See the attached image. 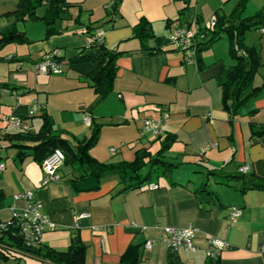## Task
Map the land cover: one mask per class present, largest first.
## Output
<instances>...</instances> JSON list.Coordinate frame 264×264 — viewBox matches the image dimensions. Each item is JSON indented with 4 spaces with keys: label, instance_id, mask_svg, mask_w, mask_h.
Listing matches in <instances>:
<instances>
[{
    "label": "crops",
    "instance_id": "obj_1",
    "mask_svg": "<svg viewBox=\"0 0 264 264\" xmlns=\"http://www.w3.org/2000/svg\"><path fill=\"white\" fill-rule=\"evenodd\" d=\"M67 1L74 6L69 10L71 19L63 24L65 30L61 35L31 46L9 44L0 53L4 58H29V61L0 62V66L7 68L2 77L4 81L0 82L5 84L0 87V107L8 108H0V165H3L0 221L8 219L10 206H22L21 201L14 200L16 195L31 192L55 224L54 230L42 235L41 245L63 251L70 239L78 236L85 246L84 264H117L130 245L140 246L141 264H165L169 249L160 240L163 229L188 226L195 228L197 234L193 251H176L182 264H204L211 239L225 244L218 254L220 264H264V192L240 193L232 187L233 182L228 186L222 179L210 178L209 188L220 203L219 207L209 205L210 211L198 208L189 192L202 184L206 169L223 167L231 172L237 166H244L248 169L247 175L257 181L264 179V137H252L248 126L249 123L264 124V92L229 119L221 108V90L216 83L221 66L233 65L226 37L220 36L199 58L195 54L191 64L184 62L187 52L167 45L174 29L194 30L196 23L204 26L215 16H228L237 0ZM116 1L112 18L111 8L106 6ZM16 2L0 0V16L13 11ZM263 7L264 0H248L240 17L252 16ZM79 9L80 25H74ZM140 19L150 24L154 35L142 42L132 38L133 27ZM22 23L21 28L16 27L30 41L43 37L33 38L26 22ZM6 24L1 18L0 29ZM88 25L92 37L99 35L106 49L120 53L113 90L99 104L84 78L94 65L67 64L69 57L87 46L88 36L83 33ZM254 33L256 38L248 46L258 44L261 66L252 86L260 87L264 84V32ZM209 34L206 30V37ZM52 49L64 57L62 73L36 74L33 63ZM33 102L39 103L41 109L35 118L26 120L29 131L39 128L41 120L37 116L47 114L56 134L72 143L87 137L89 126L83 122L85 117L94 118L97 123L126 122L101 127L98 141L89 151L99 163L132 161L140 149H148L153 154L158 143L151 136L141 135L140 128L145 119H160L159 136L172 134L176 138L165 153V160L186 166L191 176L182 182L172 179L178 186L157 181L151 183L156 186L154 189L119 192L122 185L118 184V178L107 174L97 191L75 193L68 182L83 170L79 165L63 163L57 170L59 180L41 187V167L32 161L29 153L21 161L17 160L18 150L8 148L1 131L13 130L5 128L4 116L14 114L19 107L15 116L25 117ZM100 104L109 106V110L95 114ZM111 148L116 149L115 153L110 152ZM232 207L239 209L240 215L231 223L228 216ZM146 242H152L150 250H144Z\"/></svg>",
    "mask_w": 264,
    "mask_h": 264
},
{
    "label": "trees",
    "instance_id": "obj_2",
    "mask_svg": "<svg viewBox=\"0 0 264 264\" xmlns=\"http://www.w3.org/2000/svg\"><path fill=\"white\" fill-rule=\"evenodd\" d=\"M247 1L237 0L233 12L228 16H215V26L209 29L210 34L198 44L196 51L199 58L200 53L218 41L220 36L224 35L227 39L228 55L232 59L233 65L229 67L221 66L216 76V83L221 90V108L228 114L229 119L236 116L239 110L244 108L249 101L264 92V84L260 87L252 86L253 77L261 66L258 44L255 43L250 46L245 44L246 34L249 31H256L264 26V7L252 16L240 17ZM116 5L117 1L114 2L111 11H109L112 18L115 16ZM73 6L67 0H17L13 11L0 16V19H5L7 22L0 29V51L9 44L31 46L61 35L65 30L63 24L71 19L69 10ZM39 9H41V12H38ZM80 13L81 10L79 9L77 17L73 20L74 25H80ZM19 22H41L44 26L43 37L39 41H30L23 32L17 29L16 25ZM90 30L88 25L83 33L88 36V39L92 38ZM153 37L151 26L147 21L140 19L133 27L132 38L142 42V40L146 41ZM95 48L97 51H95ZM53 51L58 50L52 49L47 53ZM119 55L120 53L117 50L106 49L102 43H90L86 47L79 48L74 55L67 59L68 65H94V68L84 75V78L88 82V88L96 96V104L103 102L113 90V83L117 74L116 62ZM63 60L64 57L59 53L58 61L62 62ZM1 61L21 62L29 61V58L0 57ZM36 62L33 63V66ZM4 86L5 84H0V87ZM18 110L19 107L15 109L12 115H17ZM251 113L253 111L249 112V114ZM35 117L36 115L27 117L26 114L25 117L20 116L19 118L33 119ZM37 118L41 120V123L36 131L18 132L12 130L6 132L4 130L2 139L9 144L8 148L18 150L17 160L21 161L29 153L32 161L39 166L55 150H60L64 155V164H76L83 170L81 175L68 182L75 193L97 191L102 178L107 174L116 175L118 184L122 185L119 192L139 190L148 187L153 182H157L158 179L166 181L172 186L179 185L172 182L173 169L179 165L166 161L164 156L176 140L172 134L158 136L153 140V142L158 143V149L153 154L148 149H140L135 152L132 161L99 163L89 155V151L96 145L101 127L104 125L118 126L126 124V122L116 124L97 123L94 118H91L89 135L72 143L56 134L52 121L47 114H40ZM248 126L252 137H264V124L249 123ZM238 168L240 166H237L231 172H226L223 167L206 169L202 184L198 188L189 191L197 207L210 211L209 205L220 206L218 196L209 188L210 178L222 179L224 180L223 183L228 186L230 182H233L232 187L240 193L250 190L264 192V179L257 181L247 173H239ZM145 170L146 172L143 174ZM151 174H154L155 180L152 179ZM216 183L218 184L219 181ZM139 247L128 246L120 256L117 264H141ZM84 254L85 246L80 242L78 236H73L68 247L63 251H57L43 245L30 248L24 244L15 224L3 225L0 221V262L13 261L15 264L21 262L22 264H84ZM165 264L182 263L179 261L176 252L169 250ZM204 264L220 263L217 259H207Z\"/></svg>",
    "mask_w": 264,
    "mask_h": 264
},
{
    "label": "built area",
    "instance_id": "obj_3",
    "mask_svg": "<svg viewBox=\"0 0 264 264\" xmlns=\"http://www.w3.org/2000/svg\"><path fill=\"white\" fill-rule=\"evenodd\" d=\"M113 5V2L106 6V9ZM195 29L191 30L187 27H178L172 31L167 38V44L177 51L187 52L184 56V62L191 64L197 51L198 44L206 38V30L212 29L215 26L214 19H209L204 26L195 24ZM259 32H264V26L259 28ZM101 43V37L95 36L88 39V44ZM87 44V45H88ZM59 52L53 51L43 55L34 65V72L36 74H60L62 62L58 61ZM18 68V66H17ZM41 106L37 102H33L27 108V117L34 116ZM27 119H20L17 116L8 115L4 116L3 122L6 129L10 128L18 132L29 131ZM85 125L89 126L90 120L88 117L83 118ZM160 119H145L141 123L140 134L148 135L156 138L160 135ZM2 132L4 130H1ZM4 133V132H3ZM116 149L111 148L110 152L115 153ZM205 152V149L202 150ZM64 155L60 150H55L50 156L44 159L41 163V171L43 174L41 187H45L48 183L56 182L59 180L57 174L58 168L63 164ZM3 165H0V170ZM247 167H240L239 173H247ZM156 188L155 185H148V189ZM15 201H21V207L10 206L8 208L9 217L6 221L2 222L3 225L15 224L18 229L19 236L24 244L30 248H36L41 245L42 235L46 231L55 229V224L50 221L49 217L43 212L41 202L34 197L31 192H24L14 197ZM240 215V210L232 207L228 216L229 222H233ZM197 234V230L191 226L182 229L164 228L163 235L160 238L170 251L176 252L180 249L184 251H193V239ZM152 242H146L144 250L151 249ZM208 249L205 252L207 259L216 260L219 252L225 247V244L219 240L211 239L208 242Z\"/></svg>",
    "mask_w": 264,
    "mask_h": 264
},
{
    "label": "rangeland",
    "instance_id": "obj_4",
    "mask_svg": "<svg viewBox=\"0 0 264 264\" xmlns=\"http://www.w3.org/2000/svg\"><path fill=\"white\" fill-rule=\"evenodd\" d=\"M38 12H41V9H39L38 10ZM23 23L22 22H19L18 24H17V27H19V28H21ZM26 25H28V26H26V29L28 30V32L30 33V36H32L33 38H40L42 35H43V33H44V26H43V24L41 23V22H27L26 23ZM255 31L254 30H251V31H249L247 34H246V38H245V44H247V45H249L251 42H253V40H255V38H256V35H255V33H254ZM222 43L225 45L226 44V40L225 39H223L222 40ZM223 44H220V45H223ZM6 47V46H5ZM2 51V50H1ZM1 51H0V53H1ZM231 61V60H230ZM232 62V61H231ZM233 63V62H232ZM11 64H13V65H15L14 63H11ZM230 64V63H229ZM5 65H7V64H5ZM5 69H7V68H5V67H3V66H0V82H3L4 81V79L2 78L4 75H5V73H6V71H4ZM105 104H100L99 106H97L96 108H95V114H102V113H104V112H106V111H108L109 109H108V107L107 106H104ZM1 109L2 108H4L3 106H1L0 107ZM4 109H8L7 107L6 108H4ZM78 114H79V112H78ZM8 115H10V114H8ZM8 115H6V116H8ZM57 121V120H56ZM57 124V123H56ZM86 129H88V128H86ZM88 135H89V131H88ZM87 135V136H88ZM145 172H146V170L143 172V174H145ZM190 171H189V169L188 168H186V166H179L178 168H176V169H173V173H172V179L173 180H175L176 182L178 181V182H182V181H184L185 180V177H187V176H191V174L189 173ZM151 177H152V179L153 180H155L154 179V174H151ZM158 181L159 182H163V180H161V179H158Z\"/></svg>",
    "mask_w": 264,
    "mask_h": 264
}]
</instances>
